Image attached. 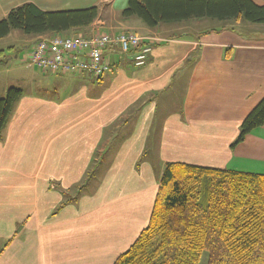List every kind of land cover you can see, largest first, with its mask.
Listing matches in <instances>:
<instances>
[{"label": "crops", "instance_id": "1", "mask_svg": "<svg viewBox=\"0 0 264 264\" xmlns=\"http://www.w3.org/2000/svg\"><path fill=\"white\" fill-rule=\"evenodd\" d=\"M128 2L0 0V20L25 3L98 6L95 22L73 31L158 38L141 67L108 53L100 79L14 57L23 65L7 71L28 89L0 81V98L23 90L0 136V264H114L150 224L169 163L264 175V125L237 142L264 98V28L243 19L151 28L122 16Z\"/></svg>", "mask_w": 264, "mask_h": 264}, {"label": "trees", "instance_id": "2", "mask_svg": "<svg viewBox=\"0 0 264 264\" xmlns=\"http://www.w3.org/2000/svg\"><path fill=\"white\" fill-rule=\"evenodd\" d=\"M100 10L44 11L33 3L0 20V39L12 30L27 35L66 33L92 25ZM123 17L146 26L210 18L264 23V4L253 0H129ZM23 90L0 98V136ZM264 125V98L245 118L237 142ZM264 264V175L169 163L150 224L114 264Z\"/></svg>", "mask_w": 264, "mask_h": 264}, {"label": "built area", "instance_id": "3", "mask_svg": "<svg viewBox=\"0 0 264 264\" xmlns=\"http://www.w3.org/2000/svg\"><path fill=\"white\" fill-rule=\"evenodd\" d=\"M157 40L131 32L113 35L97 30L79 37L57 33L36 39L28 60L43 72L89 73L100 79L111 68L108 53L127 55L135 66L141 67Z\"/></svg>", "mask_w": 264, "mask_h": 264}, {"label": "rangeland", "instance_id": "4", "mask_svg": "<svg viewBox=\"0 0 264 264\" xmlns=\"http://www.w3.org/2000/svg\"><path fill=\"white\" fill-rule=\"evenodd\" d=\"M191 21V22H190ZM187 22V28L188 27H193V21L195 20H190ZM200 22V25L202 29L204 28H214L218 27L220 21L210 19V18H205L202 19ZM248 25L252 26L253 28L263 30L264 25L262 24H257V23H247ZM192 29V28H191ZM89 34V32H83V31H69L66 32V36H86ZM33 35H27L25 34L22 30L16 29L13 30L12 35L9 37H5L0 39V61L1 65L0 68L2 71L0 72V81L5 83H21L25 85L26 89H28V86H26L24 79H22L16 71H7V68H12L16 65L22 66L21 62L17 63L16 59L14 57L17 55L20 56L21 59H24L28 61L29 55L31 53V50L33 48V43L31 42V37ZM29 37L25 40L24 38ZM33 38V37H32ZM25 65V64H24ZM208 263V253L206 252L203 257L201 258L200 264H207Z\"/></svg>", "mask_w": 264, "mask_h": 264}]
</instances>
